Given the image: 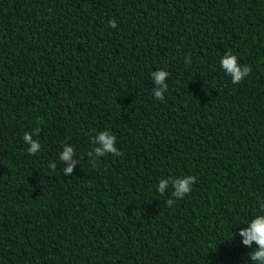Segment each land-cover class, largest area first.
Masks as SVG:
<instances>
[{"label": "trees", "instance_id": "1", "mask_svg": "<svg viewBox=\"0 0 264 264\" xmlns=\"http://www.w3.org/2000/svg\"><path fill=\"white\" fill-rule=\"evenodd\" d=\"M262 203L264 0H0V264H257Z\"/></svg>", "mask_w": 264, "mask_h": 264}, {"label": "clouds", "instance_id": "2", "mask_svg": "<svg viewBox=\"0 0 264 264\" xmlns=\"http://www.w3.org/2000/svg\"><path fill=\"white\" fill-rule=\"evenodd\" d=\"M109 26L112 28L116 27V21L112 20L109 22ZM190 63V59L188 60ZM221 68L224 73L231 77V82L233 84L240 83L243 81L251 72V68L248 66H242L238 57L231 52L225 53L220 59ZM155 83L159 86L158 90H155L154 97L157 100H164V92L166 88L165 81L169 76V73L163 69L157 70L151 73ZM23 140L26 145H28V153L34 155L38 153L41 149V144L38 140L33 139V133L26 132L23 136ZM117 137L109 131L99 132L94 137V142L98 144L95 148V158L104 157L108 154L119 155V151L116 147ZM74 153L71 147L67 145L63 146V151L60 155V160L62 162H68L72 160ZM75 161L72 162L74 165ZM55 167V164H53ZM73 171V166L69 165L64 168V173L68 174ZM196 178L188 175L180 178H169L161 179L157 186V191L163 195L166 190L169 189L170 185L173 190V195L177 199H182L186 194L192 191V186L195 184ZM173 200L169 199L167 205L171 207ZM244 223L247 224L246 228L239 231V236L242 238V244L246 247L251 248L253 244L257 247L255 251L252 252L249 257L252 261L257 262V264H264V203L260 205L258 214H255L251 221L245 220Z\"/></svg>", "mask_w": 264, "mask_h": 264}]
</instances>
